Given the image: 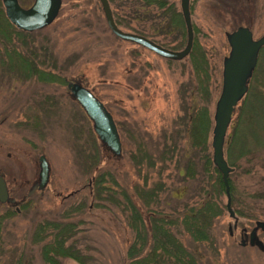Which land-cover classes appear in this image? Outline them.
Returning a JSON list of instances; mask_svg holds the SVG:
<instances>
[{
    "label": "rangeland",
    "instance_id": "obj_1",
    "mask_svg": "<svg viewBox=\"0 0 264 264\" xmlns=\"http://www.w3.org/2000/svg\"><path fill=\"white\" fill-rule=\"evenodd\" d=\"M165 1L180 13L179 0ZM17 2L27 8L33 0ZM108 3L121 30L142 35L168 50L184 47L183 21L179 29L170 13L151 19L148 10H155L134 0ZM0 8L3 11L1 1ZM189 13L192 44L179 60L116 37L106 25L98 0H60L55 18L42 28L24 31L29 33L23 37L24 43L20 36L4 31L11 38L5 49L0 25V172L11 197L21 199L37 180L40 154L49 165L45 187L18 205L19 212L14 211L15 204L0 203V215L11 212L2 218L0 264H44L39 244L31 242L36 224L44 220L73 223L67 244L86 264H128L126 254L135 235L129 216L134 210L150 236V214L135 186L150 187L157 181L161 186L154 205L172 221L165 226L184 245L187 264H264V249L239 244L242 229L248 232L256 220L264 221V145L246 155L239 152L243 143L231 142L241 100L222 145L226 162H237L236 167L228 165L232 168L229 178L234 185L231 207L236 226L232 227L233 220L225 210L224 192L214 198L219 210L207 228L206 242L193 241L178 218L190 205L199 203L208 188V177L201 173L199 156L195 157L190 145L192 115L200 110L202 125L209 124L206 143L211 156L222 59L229 51L224 34L246 26L252 38L259 37L264 32V0H189ZM9 24L11 31L19 30ZM9 49L26 55L53 80L8 69L5 50ZM196 59L198 76L193 64ZM257 67L264 80V51ZM71 79L79 80L110 113L120 140L119 158L102 150L90 120L68 95L66 84ZM141 151L157 159L153 168L147 159H139ZM189 155L195 163L193 177L184 169ZM99 177L103 180L98 185ZM128 205L134 208H126ZM257 236L264 245V232L257 230ZM59 260L79 264L68 257Z\"/></svg>",
    "mask_w": 264,
    "mask_h": 264
},
{
    "label": "trees",
    "instance_id": "obj_2",
    "mask_svg": "<svg viewBox=\"0 0 264 264\" xmlns=\"http://www.w3.org/2000/svg\"><path fill=\"white\" fill-rule=\"evenodd\" d=\"M113 0H108L112 2ZM128 1V0H125ZM133 1V0H132ZM136 3H141L142 6L147 8H153V13L148 10V17L153 19L156 18L157 14L162 16L170 13L172 23L179 29L183 28L182 18L180 13L176 12L172 7L173 5L168 4L165 0H134ZM141 7V5H139ZM2 8H0V17H3ZM2 25L0 30L3 32L4 49L6 43H9L11 38L8 32H13L16 36H20V41L25 42V36L29 34L21 30L12 31L9 29L11 25L5 18H2ZM114 22L118 24V20L114 19ZM8 31V32H4ZM264 51V45L260 48L256 65L259 59L260 52ZM15 50H5V57L7 59L6 65L8 69L16 70L23 76H29L32 74H38L39 77L44 79L53 80L49 73L37 69L34 63L28 60L26 55L17 54ZM192 54V53H191ZM195 74H199L200 63L199 61L193 62ZM254 67L252 75L248 82V88L240 101L238 106V117L232 131L231 142L243 143L240 147V154L252 155L254 149L260 145H264V80L259 77V69ZM49 76V77H48ZM53 76V75H51ZM198 76V75H197ZM202 115L200 110L194 112L189 125V137L190 145L193 148L195 157L199 156L200 159V171L202 174H206L208 179L206 185L208 188L205 191L204 196L201 198L199 203L190 205L187 210L181 212L178 218H181V224L186 231L196 242H206L208 239L207 228L211 222V219L217 214L219 208L215 203V196L218 193L224 192V186L221 181L220 173L213 166L211 162L209 146L206 143V132L209 124L205 121V125H202ZM248 139V141H247ZM253 145L252 148L247 147ZM246 145V147H245ZM139 159H147L149 167L155 166L157 159L153 158L151 154L141 151ZM239 154V155H240ZM163 152L159 157L162 160ZM252 158V157H251ZM197 159V158H195ZM247 160H251L247 158ZM139 161L138 164H141ZM231 166H237V162L229 161L227 163ZM195 163H193V157L188 156L186 164L184 165L185 174L189 177H193L196 172ZM235 166V167H236ZM103 178H97V184L102 183ZM146 181V180H145ZM229 193L231 201H234L233 189L234 185L231 179L227 178ZM145 185V184H144ZM161 183L154 182L150 187H142L136 185L135 187L140 194V199L144 202V206L149 211V234L147 236V229L144 228L141 217L137 211H133V215L130 217V227L134 228L135 235L133 242H131L127 258L130 259L128 264H187L184 260L182 252L185 251L182 242L177 239L165 224H170L172 221L167 219L160 211L156 210V204L159 201L158 192ZM138 195V193H137ZM154 206V207H153ZM131 210L134 208L132 205L126 206ZM11 212H5L0 215V230L2 226V218L10 215ZM138 227V229H137ZM74 232V226L71 222H62L57 220H44L36 224L33 234L31 235V242L39 244V254L44 264H61L60 258L68 257L79 264H86L81 257L77 256L76 249L71 244H67L68 239ZM144 249L146 251H144ZM186 252V251H185ZM184 252V253H185ZM0 254H1V241H0ZM190 259V257H189ZM191 263V260H187ZM25 264H31L30 261Z\"/></svg>",
    "mask_w": 264,
    "mask_h": 264
},
{
    "label": "water",
    "instance_id": "obj_3",
    "mask_svg": "<svg viewBox=\"0 0 264 264\" xmlns=\"http://www.w3.org/2000/svg\"><path fill=\"white\" fill-rule=\"evenodd\" d=\"M0 1L4 15L8 21L17 29L28 32L49 24L57 15L60 7V0H33L32 4L27 8L21 7L17 0ZM98 1L107 27L119 39L138 44L153 51L157 55L169 59L179 60L189 53L193 38L189 13V0H179L181 18L186 32V42L184 47L178 51L161 47L142 35L121 30L113 20L108 1ZM224 35L229 46V51L227 56L222 59L221 89L214 106L210 147L211 162L220 173L221 181L224 186L225 210L228 216L233 220L232 227H235L236 216L231 207L227 182L228 175L232 171V168L228 166L223 157L222 145L226 129L235 107L247 91L248 81L256 65L259 50L264 45V32L254 39L248 27L238 26L230 32H225ZM66 88L70 98L79 105L90 120L92 130L102 150L104 152H109L114 158H119L121 154V145L110 113L96 96L88 88L83 86L79 80H69L66 84ZM37 161L38 172L34 188L41 190L48 181L49 165L42 154L37 157ZM32 190H30L25 197L29 196ZM25 197L20 201H23ZM0 203L9 205L16 204V200L8 194V189L1 172ZM257 229L264 232L263 220H256L249 232H246L245 229L241 231L246 237L249 246H255L263 250L264 245L256 234ZM228 233L231 234L230 227L228 228ZM239 244L243 246L244 242L240 240Z\"/></svg>",
    "mask_w": 264,
    "mask_h": 264
},
{
    "label": "flooded vegetation",
    "instance_id": "obj_4",
    "mask_svg": "<svg viewBox=\"0 0 264 264\" xmlns=\"http://www.w3.org/2000/svg\"><path fill=\"white\" fill-rule=\"evenodd\" d=\"M35 184H36V180L35 181H33V183H31V185H30V188H29V190L27 191V193L30 191V190H32L34 187H35ZM7 189H8V194L11 196V192H10V189L7 187ZM34 191H36V189L34 188L33 190H32V192L29 194V196L34 192ZM27 193H26V195H27ZM25 195V196H26ZM25 196H23V197H25ZM29 196H27V197H25V199L23 200V201H20L23 197H21V199H19V200H17L16 201V206H17V209L18 210H16L15 208H14V206H13V208L15 209L14 211L15 212H19V206H22L25 202H26V200L28 199V197ZM14 198V197H13ZM15 199V198H14ZM19 205V206H18ZM12 206V205H11ZM236 226V225H235ZM257 230H259V229H257ZM257 230H256V234H257ZM246 231V230H245ZM249 232V231H248ZM240 240H242L243 242H244V244L245 243H247V240H246V237L244 236V234H243V232L241 231V233H240Z\"/></svg>",
    "mask_w": 264,
    "mask_h": 264
}]
</instances>
